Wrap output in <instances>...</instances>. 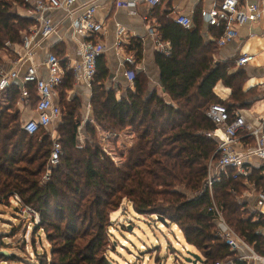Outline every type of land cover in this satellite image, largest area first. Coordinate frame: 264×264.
Here are the masks:
<instances>
[{
    "label": "trees",
    "instance_id": "16d2710c",
    "mask_svg": "<svg viewBox=\"0 0 264 264\" xmlns=\"http://www.w3.org/2000/svg\"><path fill=\"white\" fill-rule=\"evenodd\" d=\"M30 9L26 0H0V63L1 50L8 43L21 44L23 33L35 24L22 14ZM161 25L172 49L169 55L159 53L157 63L162 86L172 101L156 88L151 90L147 78L139 73L133 87L108 85L109 70L97 63L92 82L95 123L87 121L82 142V101L67 99L73 80L66 73L59 87L62 121L56 128L63 151L50 180L44 183L53 149L51 133L41 128L30 134L22 127L17 82L0 94V197L10 204L17 193L41 215L42 226L36 227L45 230L52 248L51 257L46 255L39 264H113L108 259L110 217L126 198L137 213L155 214L163 223L180 226L186 242L205 264L235 258V252L216 236L208 210L210 196L195 197L194 193L203 186L206 163L218 148L213 136L216 124L208 117V109L212 104H225L233 120L236 108L249 105L252 93L243 90L241 70L230 73L229 64L214 62L216 43L204 45L198 29L167 17ZM213 27L219 37L223 24ZM136 50L140 55L141 50ZM220 81L232 88L233 103L214 92ZM29 88L32 103L37 104L34 84ZM127 126L134 127L137 140L117 165L97 142V131ZM263 168L254 167L250 175L236 179L229 170L214 188L229 224L260 253L264 252V217L244 201L243 193L247 183L264 190ZM17 258L0 253V264Z\"/></svg>",
    "mask_w": 264,
    "mask_h": 264
},
{
    "label": "built area",
    "instance_id": "2783aa9c",
    "mask_svg": "<svg viewBox=\"0 0 264 264\" xmlns=\"http://www.w3.org/2000/svg\"><path fill=\"white\" fill-rule=\"evenodd\" d=\"M35 15L36 24L23 33L21 48L22 52L12 66L0 63V94H2L13 82L18 81L20 86L19 103L27 107L32 103L30 84H34L37 91L38 101L36 104L37 117L29 119L22 124V127L30 134L38 132L41 128L50 131L53 140V149L47 171L44 176L46 181L50 180L53 168L60 163L62 154V144L59 136H56L57 124L62 121V107L58 101V89L63 82L65 69L62 59L56 54L50 53L45 59L36 62L34 60L36 52L34 48L46 40L56 30L53 20L47 16L48 13L57 9L71 10L77 0H26ZM152 6L159 4L160 0H146ZM119 6L134 7L135 2L117 0ZM96 8L89 7L80 18L75 20L74 26L77 33L84 38L80 45L79 53L81 62L74 65V75L78 81H86L89 84L97 73V63L99 57L104 53L105 47L101 41H97L96 35L103 30V23L95 18ZM211 26L223 24V33L218 37L217 43L222 46L237 38L239 30L237 25L246 22H254L264 19V9L259 4H248L242 7L241 0H221L214 3L210 10L203 11ZM147 18V17H145ZM177 22L185 27H191L193 21L191 17L181 15ZM117 46H121L123 38L126 36L124 27L118 29ZM151 33L157 42L158 49L169 55L171 52L170 43L161 38L158 29L151 27ZM252 58L251 55L238 60L243 64ZM125 61L129 67L125 69V77L130 85L134 84L137 77V64L133 54L127 55ZM25 70L23 67L25 65ZM49 73L48 77L40 74L42 69ZM208 117L216 124L213 136L218 141V148L212 157L207 161V177L200 190L194 193L195 197L207 193L211 198L208 208L212 213V220L215 223L216 236L221 238L235 252V258H228L217 261L215 264H264V252L256 250L255 245L249 243L242 237L227 221L223 209L218 205L215 198V184L221 180L222 175L229 170L233 171V178L241 176L247 177L253 172V158L258 159L264 167V127H251L243 114L236 112V117L231 120L230 113L225 104H212L207 111ZM245 129H250V135L254 136L255 143L246 149L237 148L239 135ZM264 175V168L262 170ZM248 188L244 191L243 197L255 194L256 201L252 207L254 211L261 213L264 217V190H257L252 183H247ZM10 204L16 205L23 212L24 216L34 219L37 226L41 224V216L35 209L23 203L19 194L15 193L10 198ZM6 197H0V205L8 204ZM175 228L179 234H184L182 228L177 224ZM175 229V231H176ZM174 232V230H173ZM175 238H180L175 234ZM188 250V248H186ZM185 250V251H187ZM190 256L189 251L186 252ZM197 264H205L198 261Z\"/></svg>",
    "mask_w": 264,
    "mask_h": 264
},
{
    "label": "crops",
    "instance_id": "0c3cea01",
    "mask_svg": "<svg viewBox=\"0 0 264 264\" xmlns=\"http://www.w3.org/2000/svg\"><path fill=\"white\" fill-rule=\"evenodd\" d=\"M123 1L135 2V6H119L117 0H77L70 11L57 9L48 13L47 16L53 20L56 30L49 38L41 41L34 48L36 52L34 60L36 62L45 59L50 53L56 54L62 59L65 74L68 73L71 76L73 80L72 88L67 91V99L78 97L82 101V124L80 126L82 142L86 138L84 131L87 121L95 123L92 106L93 80L89 84L86 81H78L74 75L73 67L75 64L81 62L79 50L81 42L84 40L77 33L74 22L92 6L96 8V20L102 22L104 25L102 32L97 34L95 39L101 41L105 47V51L100 56L98 63L106 65L109 70L108 85H114L115 87L118 84L124 86L130 85L125 77V69L129 67L125 61V57L133 54L137 61V64L134 66L137 69V73L147 78L151 90L156 88L159 94L165 96L171 102V98L166 94L161 83V72L157 63V56L162 52L157 47V42L151 33V27L158 29L161 38L170 43L164 39L163 32L161 31L163 17L175 20L177 24H180L177 22V18L181 15H186L191 17L193 21L192 26L186 28H191L192 30L198 29L203 38L204 45L211 42L216 43L217 48L212 55L214 62L229 64L230 73L240 70L244 73L243 90L252 93V96H250L249 105L246 107L238 106L235 113L243 114L251 127H264V19L238 24V37L220 46L217 43L216 30L208 23L206 17L203 16V11L210 10L214 3L221 0H160L156 6H152L146 0ZM248 4H259L264 9V0H241L243 8ZM22 14L29 15L34 19L36 24L32 9L24 11ZM120 27L125 28L126 36L119 47L116 45V42L118 40L117 31ZM136 48L141 50L140 55L137 54ZM21 52V44L8 43L7 47L1 50V63L8 67L12 66ZM248 55L252 56L250 60L243 64L238 63L240 58ZM27 66L28 63L23 67V70ZM40 74L44 77H48L49 75L48 71L44 68ZM15 82L18 83V81ZM131 86L133 87V85ZM58 92V101L61 104V92L59 89ZM214 92L222 100L230 104L233 103L230 101L232 88L225 85L222 81L217 83ZM118 94H122V90H118ZM18 105L23 123L37 117L36 103H31L27 107L21 103H18ZM54 134L59 136L57 129H55ZM253 142H255V139L254 136L250 135V129H245L239 135L237 148H249ZM253 161V166L255 167H259L262 164L256 158H253ZM243 199L250 203V207H253L256 195L245 196Z\"/></svg>",
    "mask_w": 264,
    "mask_h": 264
},
{
    "label": "rangeland",
    "instance_id": "374dc122",
    "mask_svg": "<svg viewBox=\"0 0 264 264\" xmlns=\"http://www.w3.org/2000/svg\"><path fill=\"white\" fill-rule=\"evenodd\" d=\"M136 140L134 127L97 131V142L117 165L123 163ZM42 182L46 180L43 178ZM110 219L108 259L113 264H193L187 261L186 252H198L186 242L184 234H179L176 224L163 223L155 214L137 213L127 198L111 213ZM36 226L34 219L24 216L16 205H0V248L18 257L4 264H39L46 255L51 257L52 246L45 230Z\"/></svg>",
    "mask_w": 264,
    "mask_h": 264
},
{
    "label": "water",
    "instance_id": "95a60500",
    "mask_svg": "<svg viewBox=\"0 0 264 264\" xmlns=\"http://www.w3.org/2000/svg\"><path fill=\"white\" fill-rule=\"evenodd\" d=\"M0 253L5 254L7 256L11 255V253L9 251L3 250V249L0 250ZM189 254H190V256L187 258V261L190 263L197 264L198 261H200V262L204 261L203 257L198 253H193V252L189 251Z\"/></svg>",
    "mask_w": 264,
    "mask_h": 264
}]
</instances>
